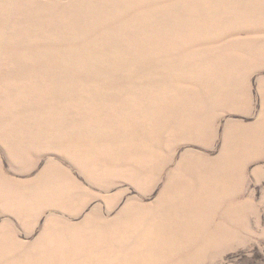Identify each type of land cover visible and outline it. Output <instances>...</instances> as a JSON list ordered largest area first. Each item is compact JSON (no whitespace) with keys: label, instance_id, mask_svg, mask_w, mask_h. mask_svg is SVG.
I'll use <instances>...</instances> for the list:
<instances>
[{"label":"rangeland","instance_id":"374dc122","mask_svg":"<svg viewBox=\"0 0 264 264\" xmlns=\"http://www.w3.org/2000/svg\"><path fill=\"white\" fill-rule=\"evenodd\" d=\"M0 264H264V0H0Z\"/></svg>","mask_w":264,"mask_h":264},{"label":"bare ground","instance_id":"6f19581e","mask_svg":"<svg viewBox=\"0 0 264 264\" xmlns=\"http://www.w3.org/2000/svg\"><path fill=\"white\" fill-rule=\"evenodd\" d=\"M240 42H241V40L238 41V43H240ZM189 55L192 56L193 53H191ZM204 58H206L205 55L193 59V71L188 73V75L186 76V80H196L198 82V84L201 85V87H203V88H209L207 84L211 81V77L208 75V73L210 71L208 69L212 68V70L214 71V69L216 70V68L213 65L212 61L209 60V59H208L209 60L208 63L203 62L204 61L203 60ZM164 64H165L164 61H162V62H153L140 75V78L141 79L146 80L145 81L146 84L145 83L139 84V88L138 89H141V90H138V92H139V94H141L143 96V97H141V101H140V109L144 113V120H143V122H144V125L146 126V129L147 130H148V127L150 126L147 123H148V118H149V116H150L151 113H149L150 112V110H149L150 108H148V106H147V105H149V103H148L149 101H147L146 99H148V92H153L154 91V90H152L150 88L151 84L148 82V80L149 79H154V78H159V79L161 78L162 83H164V81H170V80H172V77L175 74L174 71H170L168 73H163L162 67H163ZM216 72H217V70H216ZM179 88L181 89V87H180L179 84L178 85H173L171 87L170 91H171V94H172V99L178 97V95L180 93V89ZM163 89H165V88L163 87ZM144 92H146L145 95H144ZM204 98H207V97H204ZM158 99H160V100H155V102H153L152 104H153L154 107L157 105L160 109H162L166 105L167 102L164 100V97L158 98ZM179 110H181V112H182V109L179 108ZM179 115L180 114L179 113H176L175 111L171 112L170 117H169L170 122H163L159 126V128H161L164 125V123H165V128L163 129L164 135L166 133H168V134H170L172 136H177L179 134V132H176L175 130H173L172 129V126H171V121L173 119H175V118H178ZM185 128L186 127H184V129L182 131L183 133H185L186 135H188V136L191 137L189 131H190V129H193V130L196 131V136L195 137H197L198 130L195 127H193L191 125L190 126H187L186 131H185ZM151 131L153 133H156L157 132L155 130V128H154V125L151 126ZM160 134H162V133L160 132ZM144 138H140L139 141H142L143 142L146 139H148V140H151L152 139L153 140L154 139V136H152V135L149 134V135H145ZM227 216L230 217V215L228 213H227Z\"/></svg>","mask_w":264,"mask_h":264}]
</instances>
